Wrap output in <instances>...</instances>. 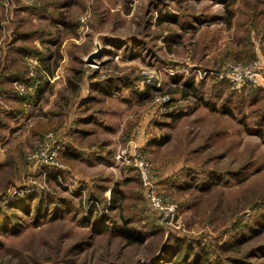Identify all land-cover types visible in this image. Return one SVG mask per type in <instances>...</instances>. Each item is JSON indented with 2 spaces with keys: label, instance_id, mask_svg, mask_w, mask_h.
I'll return each instance as SVG.
<instances>
[{
  "label": "rangeland",
  "instance_id": "1",
  "mask_svg": "<svg viewBox=\"0 0 264 264\" xmlns=\"http://www.w3.org/2000/svg\"><path fill=\"white\" fill-rule=\"evenodd\" d=\"M262 57L264 0H0V206L15 211L7 195L32 211L39 197L73 206L9 230L0 260L33 248L39 264H143L171 238L199 243L216 264L247 258L264 232L231 241L264 223V114L250 103L264 89ZM243 64L260 82L232 90L222 73ZM100 210L143 242L107 233L64 258ZM246 261L264 264V252Z\"/></svg>",
  "mask_w": 264,
  "mask_h": 264
},
{
  "label": "trees",
  "instance_id": "2",
  "mask_svg": "<svg viewBox=\"0 0 264 264\" xmlns=\"http://www.w3.org/2000/svg\"><path fill=\"white\" fill-rule=\"evenodd\" d=\"M190 84V81L185 82V88L192 86ZM242 89L244 88L236 89V91ZM149 90L150 89L140 92V96L143 97V95H147ZM258 91L259 93H257ZM250 97L251 104L256 105L260 100L259 108H261V114H264V89H256L255 93ZM261 120H264V115H261ZM44 198L39 197L37 199L32 211L30 199L27 197L9 195L2 197L1 201L5 202L3 206L7 208L9 205L10 209H15V211H7V209L3 210L2 206H0V212H2L0 213V251L3 250L4 239L5 236L8 235L9 230L12 232L17 231L18 227H24V224L28 223L38 224L47 216H49L47 220L64 219L63 217H65V214L73 211V206L71 204L63 205L57 202L53 204L48 198ZM119 198H121V196ZM105 202L107 203V208L109 210H115L118 206L117 197H115L114 193H112L109 198L105 199ZM18 207H21V212L17 211ZM91 208V205H88L87 209L84 208L85 212L83 216L86 220L92 217ZM33 212L34 215L30 218ZM95 216L94 225L97 227L91 230V233L88 236L89 240L75 244L73 246L74 249H69L64 258H67V256L75 257L77 252L82 249L83 246H92L93 244L90 243L94 238L107 233L127 238L132 242H143L144 236L140 233L141 231L135 227H128L126 220H119L118 222L116 216H111L108 213L106 214V212L104 213L102 210L96 213ZM260 218L261 215L253 220V222L250 223L249 221L244 224L245 226L241 233L236 234L231 243L242 242L244 239H248L252 235L264 232V223L261 222ZM205 252V247L199 246V243L189 242L187 240L184 242L181 238H171L170 240L166 239L152 258L143 264H216V260L212 259L208 252L207 255L204 256ZM260 252H264V243L260 246L257 245L256 247H252L247 255H243L247 258H242L238 264H249L246 259H249L253 254H258ZM19 253V256L11 255L10 258H7V262H2L0 260V264H39V261L36 260L35 256L40 255V253L33 251V248H31L30 251L22 250ZM252 264L254 263L252 262Z\"/></svg>",
  "mask_w": 264,
  "mask_h": 264
},
{
  "label": "built area",
  "instance_id": "3",
  "mask_svg": "<svg viewBox=\"0 0 264 264\" xmlns=\"http://www.w3.org/2000/svg\"><path fill=\"white\" fill-rule=\"evenodd\" d=\"M256 67L258 60L255 61ZM255 65H237L235 67H231L229 70L224 71L222 76L224 80H226L227 86L231 89H238L244 85H256L260 82V75ZM155 209H161L158 204L155 202ZM166 213L168 214L167 217L171 216L173 213V208L171 206L164 208ZM161 212H164L163 209ZM164 218V216H163ZM165 219V218H164Z\"/></svg>",
  "mask_w": 264,
  "mask_h": 264
},
{
  "label": "crops",
  "instance_id": "4",
  "mask_svg": "<svg viewBox=\"0 0 264 264\" xmlns=\"http://www.w3.org/2000/svg\"><path fill=\"white\" fill-rule=\"evenodd\" d=\"M13 58H14V60L18 59V55L15 54V57H13ZM261 60H264V57H262ZM262 63H264V62H262ZM30 104H32L33 106L35 105L34 102L33 103H30ZM28 109H29V111L27 109H24V110H22V112H18L17 114L14 115L13 120L16 122V124L13 125V126H17V127L20 128L21 127V124L23 125L24 122H25V120H27L28 117H30V115H32V113L33 114L35 113V111L33 110V108H28ZM89 117L83 118V119H86L84 121L85 122L86 121H89L90 120ZM67 146L68 147H71L72 150H74L77 155L80 154L81 155V158H84V160H88L89 162L97 163L98 164V163H101V162L102 163H107V161L109 160V158H107L100 151H97V150L93 151V150L88 149V148H86L85 150L84 149H79L76 146H72L71 143H68Z\"/></svg>",
  "mask_w": 264,
  "mask_h": 264
},
{
  "label": "water",
  "instance_id": "5",
  "mask_svg": "<svg viewBox=\"0 0 264 264\" xmlns=\"http://www.w3.org/2000/svg\"><path fill=\"white\" fill-rule=\"evenodd\" d=\"M97 54V52L90 53L87 57L88 61L91 62L92 60H94L93 57L97 56Z\"/></svg>",
  "mask_w": 264,
  "mask_h": 264
}]
</instances>
